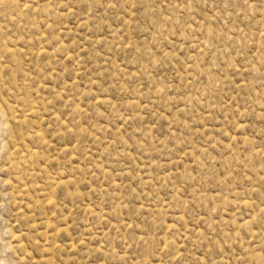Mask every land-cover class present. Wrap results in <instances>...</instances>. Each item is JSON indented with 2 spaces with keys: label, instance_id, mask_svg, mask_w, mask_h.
<instances>
[{
  "label": "rangeland",
  "instance_id": "rangeland-1",
  "mask_svg": "<svg viewBox=\"0 0 264 264\" xmlns=\"http://www.w3.org/2000/svg\"><path fill=\"white\" fill-rule=\"evenodd\" d=\"M0 264H264V0H0Z\"/></svg>",
  "mask_w": 264,
  "mask_h": 264
}]
</instances>
